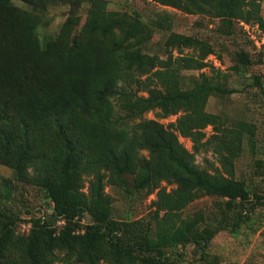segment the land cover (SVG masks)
<instances>
[{"label": "trees", "instance_id": "16d2710c", "mask_svg": "<svg viewBox=\"0 0 264 264\" xmlns=\"http://www.w3.org/2000/svg\"><path fill=\"white\" fill-rule=\"evenodd\" d=\"M150 1L206 14L224 23L225 35L235 23L244 36L239 21L264 30V0ZM88 4L77 33L69 18L54 40L41 45L34 15L0 0V165L16 182L43 191L52 205L50 217L63 223L56 230L44 218H33L28 234L15 235L17 217L0 211V264H174L166 249H204L215 234L233 233L245 218L240 212L231 223L211 226L201 214L182 217L188 204L202 196L223 199L225 211L236 200L251 203L243 182L234 178V161L244 143L253 150V126L228 125L205 111L209 97L228 93L220 71L210 66L180 87L181 71L209 66L211 46L170 33L164 58L141 55L136 49L141 37H150L147 24L135 13L107 11L103 0ZM184 49L190 53L183 55ZM234 60L231 70L249 62L247 53ZM150 112L156 118H146ZM171 116L166 125L158 121ZM206 153L217 167L205 157L207 167L195 164V155ZM128 184L132 192L154 195L152 230L112 218L105 187L125 190ZM255 198L254 207L263 204Z\"/></svg>", "mask_w": 264, "mask_h": 264}, {"label": "rangeland", "instance_id": "374dc122", "mask_svg": "<svg viewBox=\"0 0 264 264\" xmlns=\"http://www.w3.org/2000/svg\"><path fill=\"white\" fill-rule=\"evenodd\" d=\"M103 1L107 11L135 13L140 21L149 26L150 37H141L136 49L141 55L164 58L163 42L170 33L207 42L212 48V57L206 61L209 66L201 71H181L180 87L187 88L199 73H208L210 66L213 67L220 71L222 87L228 93L221 97H209L205 111L220 115L228 125L243 122L253 126V150L244 143L241 154L234 161V178L243 182L251 203L242 204L236 200L233 208L225 211L223 199L202 196L181 211L182 217L201 214L205 223L211 226H216L219 222L231 223L240 212L245 217L244 221L233 233L223 230L215 234L204 249L193 244L166 249L168 261L174 264H264V98L261 95L264 91V55L253 50L235 23L231 25L232 34L225 35L228 29L224 23L206 14H186L150 0ZM10 4L17 12L34 15V32L41 45L54 40L69 18L76 21L77 25L72 32L77 33L84 23L89 6L88 0H55L50 3L45 0H10ZM260 16L264 23V3L261 4ZM155 22L156 25L153 24ZM189 53V50H182L183 55ZM237 53H247L249 62L243 66L238 63V69L231 70ZM145 117L156 118L153 112L147 113ZM174 118L171 116L158 121L166 125ZM209 132L210 128H207L206 133ZM179 141L186 149H190L188 140L181 138ZM202 157L217 167L210 153L195 155L198 167H207L202 163ZM161 186L166 190L171 189L166 184ZM105 192L111 197L113 219L138 221L153 229V194L132 192L129 184L125 190L106 186ZM255 195L262 197L263 204L260 206L254 207L257 201ZM0 211L17 217L13 226L15 235L28 234L30 220L33 218H44L56 230L63 225L59 219L50 217L52 205L43 191L32 185L16 182L11 170L2 165ZM81 223H89L86 214L82 215ZM205 223L200 227L205 226Z\"/></svg>", "mask_w": 264, "mask_h": 264}, {"label": "built area", "instance_id": "2783aa9c", "mask_svg": "<svg viewBox=\"0 0 264 264\" xmlns=\"http://www.w3.org/2000/svg\"><path fill=\"white\" fill-rule=\"evenodd\" d=\"M237 25L250 42L253 50L264 55V30L260 29L255 23L251 24L239 21ZM211 57L212 56L209 55L205 61L210 60Z\"/></svg>", "mask_w": 264, "mask_h": 264}]
</instances>
